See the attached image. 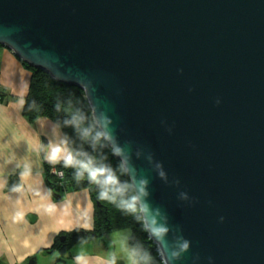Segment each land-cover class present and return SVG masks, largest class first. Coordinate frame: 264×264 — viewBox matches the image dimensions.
I'll return each instance as SVG.
<instances>
[{"label":"water","instance_id":"1","mask_svg":"<svg viewBox=\"0 0 264 264\" xmlns=\"http://www.w3.org/2000/svg\"><path fill=\"white\" fill-rule=\"evenodd\" d=\"M0 46L83 90L163 264H264V0H0Z\"/></svg>","mask_w":264,"mask_h":264},{"label":"crops","instance_id":"2","mask_svg":"<svg viewBox=\"0 0 264 264\" xmlns=\"http://www.w3.org/2000/svg\"><path fill=\"white\" fill-rule=\"evenodd\" d=\"M30 80L23 64L1 49L0 89L7 99L0 101V264H29L33 258L36 264H76L78 254L88 264H107L109 258L102 255L107 240L79 243L63 259L53 248L60 235L93 230L95 207L89 191H68L60 200L52 195L45 153L49 145L69 148L52 121L30 122L24 116ZM25 166L30 174L21 180ZM16 178L20 191L10 189Z\"/></svg>","mask_w":264,"mask_h":264},{"label":"trees","instance_id":"3","mask_svg":"<svg viewBox=\"0 0 264 264\" xmlns=\"http://www.w3.org/2000/svg\"><path fill=\"white\" fill-rule=\"evenodd\" d=\"M1 49H4L0 46ZM20 61V60H19ZM30 72L31 80L27 96L24 98L23 114L28 121L46 118L60 127L66 144L73 155L79 159L92 158L96 165H108L117 170L120 160L114 154L103 135L97 138L96 134L101 133L95 124L92 112L82 89L76 86L57 83L42 70L32 68L23 64ZM6 93L0 89V101H5ZM16 99V98H15ZM88 130V136L83 135V130ZM47 182L52 195L60 200L68 191H89L95 207L93 230L77 229L71 233L63 234L66 240L62 242L59 236L54 244V249L61 255H67L79 243H91L103 241L105 238L117 231L130 230L129 242L134 248L136 259L139 264H163L155 251L153 242L149 239L144 227L133 215L127 214L119 209L117 204L107 200H100L99 187L90 183L85 178L77 181L75 178L76 169L66 168L63 163L55 165L46 164ZM63 172L60 180L54 173ZM122 181H128V176L120 175ZM14 185H20L16 179L11 181L10 189ZM132 191L129 190L128 195ZM150 254V259H146Z\"/></svg>","mask_w":264,"mask_h":264},{"label":"clouds","instance_id":"4","mask_svg":"<svg viewBox=\"0 0 264 264\" xmlns=\"http://www.w3.org/2000/svg\"><path fill=\"white\" fill-rule=\"evenodd\" d=\"M88 130H83V135L88 136ZM101 135L109 136L110 134L97 133L99 138ZM48 151L45 153V158L48 163L55 165L63 163L66 168L76 169L75 178L80 181L87 177V180L99 187L100 200H107L110 203L117 204L119 209L127 214L133 215V217L141 223L144 229L147 231L148 236L156 241L157 244H164L165 238L168 233L166 225H159L154 221V218L150 216V206L144 200L147 195L144 185L146 181L139 180L133 181L131 178L128 181H122L120 175H129L131 177L130 170L125 166L121 151L118 147L113 149V154L121 156V163L118 165L119 175L117 170L108 165H96L92 158L79 159L78 155H73L66 147L61 145H49ZM30 174V169L25 166V169L20 172V178L23 180ZM13 191H20V185H14ZM129 190L132 191L131 195H128ZM189 248V242L183 241L179 246V251H171L170 256L173 260L178 259L182 252H186ZM146 259H150V254H146ZM76 264H88L87 259L81 255L75 257ZM107 264H114V261L109 260Z\"/></svg>","mask_w":264,"mask_h":264},{"label":"rangeland","instance_id":"5","mask_svg":"<svg viewBox=\"0 0 264 264\" xmlns=\"http://www.w3.org/2000/svg\"><path fill=\"white\" fill-rule=\"evenodd\" d=\"M63 195L65 196V194ZM130 235V230H122L112 233L110 237L103 240L104 242L107 240V247L103 250L102 255L108 257L109 260L114 261V264H139L136 259L134 248L129 242ZM60 237L62 239L64 236L60 235ZM98 250H100V247H98ZM58 256L60 259H63V255L60 253H58Z\"/></svg>","mask_w":264,"mask_h":264},{"label":"built area","instance_id":"6","mask_svg":"<svg viewBox=\"0 0 264 264\" xmlns=\"http://www.w3.org/2000/svg\"><path fill=\"white\" fill-rule=\"evenodd\" d=\"M53 173L61 180L63 178L62 172H57V170L53 169Z\"/></svg>","mask_w":264,"mask_h":264}]
</instances>
